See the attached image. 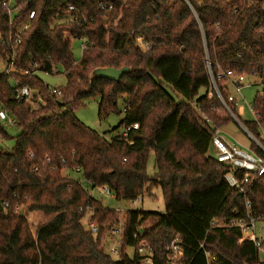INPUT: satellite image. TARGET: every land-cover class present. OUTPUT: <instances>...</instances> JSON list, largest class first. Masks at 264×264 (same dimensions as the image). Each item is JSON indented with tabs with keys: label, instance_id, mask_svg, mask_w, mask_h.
<instances>
[{
	"label": "trees",
	"instance_id": "obj_1",
	"mask_svg": "<svg viewBox=\"0 0 264 264\" xmlns=\"http://www.w3.org/2000/svg\"><path fill=\"white\" fill-rule=\"evenodd\" d=\"M3 1L0 108L15 118V132L0 122L1 139L14 141L11 148L0 146V264H139L136 231L157 264H165V244L177 236L184 264H264V242L258 249L240 228L213 226L249 212L264 217V175L243 195L225 180L229 166L210 154L215 131L232 118L220 113L205 62L207 51L220 67L213 66L215 76L222 70L260 79L263 90L252 102L256 119L243 123L262 138L264 0H16L11 25ZM27 20L11 60L9 35ZM71 38L83 40L79 61ZM106 67L130 70L118 81L93 76ZM61 69L67 82L57 95L39 74ZM15 81L36 89L43 102L16 99ZM217 85L227 99L229 77ZM90 98H99V120L122 115L116 131L139 127L107 138L75 114ZM228 103L236 114L238 105ZM251 149L260 153L254 143ZM64 169L81 173L92 189L108 187L117 199L159 186L164 212L107 208ZM25 210L41 214L35 232ZM88 210L99 225L97 236L82 223ZM121 221L116 260L105 250V237Z\"/></svg>",
	"mask_w": 264,
	"mask_h": 264
},
{
	"label": "built area",
	"instance_id": "obj_2",
	"mask_svg": "<svg viewBox=\"0 0 264 264\" xmlns=\"http://www.w3.org/2000/svg\"><path fill=\"white\" fill-rule=\"evenodd\" d=\"M3 5L5 6L9 18L10 25L15 19V15L18 10V6L16 4V0H4ZM34 16V12H31L29 18ZM29 27V20H27L23 26L16 32L11 33L9 35V41L15 42L12 47V57L15 54L16 48L18 44L21 43L20 33ZM139 42H142V37L138 36ZM84 48V46H83ZM205 62L208 69V75L210 80V90L215 91L217 97L222 103V109L220 113H227L231 118L235 120V122L250 136L252 139V143L259 149L260 153L253 151L251 148L247 151L242 146L238 145L236 142H230L225 139L221 135V128L217 129L214 133L212 139L213 150H215L214 156L221 163L227 164L229 166V171H227L224 175L227 183L239 190L243 195L247 194L248 187L254 183L260 176L264 175V136L262 138H257L254 136L249 129L241 122L237 115L231 110L228 102L234 101L237 105V99L232 94H229L226 99L217 85V80L226 76L230 79V86L235 89L237 93H241L244 88V81L246 75L235 76L231 72H224L219 70L217 76L214 75L213 66L219 65L215 64L209 57L207 51L205 56ZM26 73H29L28 71ZM13 85L16 86L15 98L23 101L27 104H32L34 106V97L38 96V91L36 89L30 88L28 86H21L19 81L13 82ZM50 92L53 94H61V88L59 87H51ZM210 92L209 96H212ZM39 102H43L41 97H37ZM251 111L256 119V114L252 105L250 106ZM0 122L5 127H10L15 124V118L10 116L8 112L2 108H0ZM139 127L138 123H134L133 125L125 128L122 132L123 136H127L130 129H137ZM1 138V134H0ZM107 193L111 192L108 187H101ZM133 205H137L142 201V195H138L134 199H131ZM247 207L251 206V202L248 200L246 202ZM26 214V210L24 211ZM92 211L88 210L85 219V228L89 231L93 236H97L99 234V225L96 221L92 220ZM27 216V214H26ZM261 223L260 234L257 235V224ZM214 227H235L240 228L245 234H249L253 236L255 245L258 249H261L263 239V229H264V217H256L252 215L250 212L247 213L246 216L237 217L231 220L230 222L218 221L213 222ZM124 225L123 221L119 224L112 226L109 229V233L105 237V247L107 241V237L109 238L110 245L108 246L109 255H111L114 259H119L120 257V247L121 240L123 237ZM140 231H136L133 234V237L137 240V254H138V263L139 264H157L156 256L153 248L150 246L149 242L146 239H143L140 236ZM203 249V245L200 246ZM165 250L168 253V259L165 264H184L182 259L183 256V246L180 237H175L173 240L165 244Z\"/></svg>",
	"mask_w": 264,
	"mask_h": 264
},
{
	"label": "rangeland",
	"instance_id": "obj_3",
	"mask_svg": "<svg viewBox=\"0 0 264 264\" xmlns=\"http://www.w3.org/2000/svg\"><path fill=\"white\" fill-rule=\"evenodd\" d=\"M72 43V52L74 54L75 60L79 61L82 57L83 51V40L77 38H71ZM61 74L52 75L49 73H40L39 76L45 83H47L51 87H64L67 82V78L61 69ZM244 88L241 93H237L233 87L230 88V94L236 97L238 102V112L236 113L238 119L241 122L254 120V115L251 111L250 106L257 95L258 92L263 90L260 79L255 75H248L244 81ZM98 103L99 98H90L85 101L84 104L80 105L76 110L75 114L79 120L84 122L89 127L97 130L99 133L105 135L107 138H110L112 135L123 132V128H120L118 131L115 129L119 125L122 120V115L111 113L105 120H99L98 116ZM34 106H37L34 103ZM119 108L123 109L122 101H119ZM242 110V111H241ZM8 132L14 133L15 128L10 127L7 130ZM221 135L230 142H236L238 145L242 146L245 150H249L251 148L252 139L250 136L235 122L232 118L231 121L224 127L221 128ZM14 145L13 140H6L0 138V146L11 148ZM211 155L215 154V150L210 152ZM148 173L150 175L154 174L156 171L155 162H154V154L150 153L148 159ZM64 175L71 174L72 177L79 178L81 180L82 185L97 199L101 200L103 205L107 208L120 210V212H124L126 210H138L143 212H164L165 204L162 195L161 188L152 187L151 190L142 196V201L137 205H133L131 200L127 199H117L114 193L105 192L103 188L97 187L92 189L88 183L83 179L81 173L74 172L69 169H64ZM27 219L29 221L31 230L35 232L37 222L41 218V214L38 212H26ZM82 223L85 225L86 219H82ZM261 223L257 224V235L260 234ZM264 233V229H263ZM264 239V235H263ZM107 243L105 250L107 254L108 246L110 245L109 238L107 237ZM135 252L134 247H128L129 255H133ZM260 260L264 262V250H260L259 253ZM117 260V259H116Z\"/></svg>",
	"mask_w": 264,
	"mask_h": 264
},
{
	"label": "water",
	"instance_id": "obj_4",
	"mask_svg": "<svg viewBox=\"0 0 264 264\" xmlns=\"http://www.w3.org/2000/svg\"><path fill=\"white\" fill-rule=\"evenodd\" d=\"M129 67H123L120 69L106 67V68H97L93 71V76H97L100 78H106L113 81H118L121 76L125 73L129 72Z\"/></svg>",
	"mask_w": 264,
	"mask_h": 264
},
{
	"label": "crops",
	"instance_id": "obj_5",
	"mask_svg": "<svg viewBox=\"0 0 264 264\" xmlns=\"http://www.w3.org/2000/svg\"><path fill=\"white\" fill-rule=\"evenodd\" d=\"M242 111V110H241ZM93 195V194H92ZM263 235H264V233H263Z\"/></svg>",
	"mask_w": 264,
	"mask_h": 264
}]
</instances>
